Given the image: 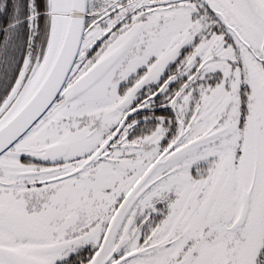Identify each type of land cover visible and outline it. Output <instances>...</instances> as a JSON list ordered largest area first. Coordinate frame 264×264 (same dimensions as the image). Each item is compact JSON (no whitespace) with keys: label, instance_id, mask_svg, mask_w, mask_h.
I'll list each match as a JSON object with an SVG mask.
<instances>
[{"label":"snow or ice","instance_id":"obj_1","mask_svg":"<svg viewBox=\"0 0 264 264\" xmlns=\"http://www.w3.org/2000/svg\"><path fill=\"white\" fill-rule=\"evenodd\" d=\"M0 264H264V0H0Z\"/></svg>","mask_w":264,"mask_h":264}]
</instances>
